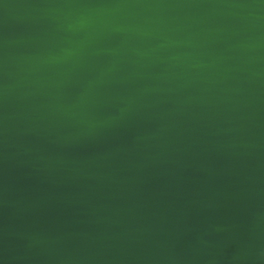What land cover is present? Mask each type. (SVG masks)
<instances>
[{
  "label": "water",
  "instance_id": "1",
  "mask_svg": "<svg viewBox=\"0 0 264 264\" xmlns=\"http://www.w3.org/2000/svg\"><path fill=\"white\" fill-rule=\"evenodd\" d=\"M0 264H264V0H0Z\"/></svg>",
  "mask_w": 264,
  "mask_h": 264
}]
</instances>
